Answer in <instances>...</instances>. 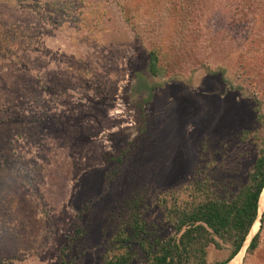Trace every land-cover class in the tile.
I'll return each mask as SVG.
<instances>
[{
	"label": "rangeland",
	"instance_id": "rangeland-1",
	"mask_svg": "<svg viewBox=\"0 0 264 264\" xmlns=\"http://www.w3.org/2000/svg\"><path fill=\"white\" fill-rule=\"evenodd\" d=\"M261 148L264 0H0V264H102L137 199L166 239L158 198L229 200Z\"/></svg>",
	"mask_w": 264,
	"mask_h": 264
},
{
	"label": "trees",
	"instance_id": "trees-1",
	"mask_svg": "<svg viewBox=\"0 0 264 264\" xmlns=\"http://www.w3.org/2000/svg\"><path fill=\"white\" fill-rule=\"evenodd\" d=\"M147 58L149 72L156 75L157 58L154 51L148 52ZM257 154L246 183L229 200L217 198L205 183L200 182L180 191H187L189 199L188 202H181L182 205H176L178 199L175 192L158 198V204L163 207L164 221L173 230V235L166 239L157 238L147 231L137 212L140 205L137 199L132 204L128 232L119 231L112 237L113 244L104 255L102 264H129L135 254L132 249L135 244L144 254L143 264H205V247L212 244L219 249L220 245L216 240L227 244L230 251L224 260L214 264L229 263L253 228L259 212V197L264 188V149L261 148ZM129 207L131 209L130 205ZM259 214L260 229L250 239L247 253L254 250L259 242V232L264 224V209ZM59 264L72 262L61 260Z\"/></svg>",
	"mask_w": 264,
	"mask_h": 264
},
{
	"label": "bare ground",
	"instance_id": "bare-ground-1",
	"mask_svg": "<svg viewBox=\"0 0 264 264\" xmlns=\"http://www.w3.org/2000/svg\"><path fill=\"white\" fill-rule=\"evenodd\" d=\"M263 207H264V188H263V190H262V192L260 194V197H259V208H258V210H259L260 213H261ZM259 212H258V215H259ZM255 222L253 224L254 225L253 228H251V230H250V232H249V234H248V236L246 238L247 239L246 242L250 239L251 235H253L257 231L258 221L256 220ZM245 243H244V245H245ZM243 249H244V246L242 247V249L238 253V255L236 257H234V259H236L241 254V252H242Z\"/></svg>",
	"mask_w": 264,
	"mask_h": 264
},
{
	"label": "water",
	"instance_id": "water-1",
	"mask_svg": "<svg viewBox=\"0 0 264 264\" xmlns=\"http://www.w3.org/2000/svg\"><path fill=\"white\" fill-rule=\"evenodd\" d=\"M262 188H263V187H262ZM261 190H262V189H261ZM263 209H264V207H263ZM263 209H262V211H263ZM262 211H261V213H262ZM260 216H261V214L258 215V212H257V217H256V219L254 220V222L257 220V221H258V224H259ZM254 222H253V223H254ZM247 236H248V234H247ZM247 236H246V237H247ZM252 236H253V235H251L250 239L252 238ZM246 237H245V240H246ZM250 239H249L248 241H250ZM245 240H244V242L242 243V246H243V244L245 243ZM248 241H247V242H248ZM247 242H246V243H247ZM245 245H246V244H245ZM242 246H241V248H242ZM241 248H240V250H241ZM244 248H245V246H244ZM240 250H239V251H240ZM239 251L237 252V254L239 253ZM237 254H236V255H237ZM236 255H235V256H236ZM235 256H234V257H235Z\"/></svg>",
	"mask_w": 264,
	"mask_h": 264
}]
</instances>
